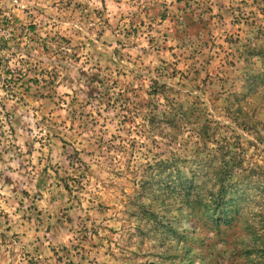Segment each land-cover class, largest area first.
Returning <instances> with one entry per match:
<instances>
[{
    "label": "rangeland",
    "instance_id": "1",
    "mask_svg": "<svg viewBox=\"0 0 264 264\" xmlns=\"http://www.w3.org/2000/svg\"><path fill=\"white\" fill-rule=\"evenodd\" d=\"M0 264H264V0H0Z\"/></svg>",
    "mask_w": 264,
    "mask_h": 264
},
{
    "label": "trees",
    "instance_id": "2",
    "mask_svg": "<svg viewBox=\"0 0 264 264\" xmlns=\"http://www.w3.org/2000/svg\"><path fill=\"white\" fill-rule=\"evenodd\" d=\"M187 190V188L186 189H184V192Z\"/></svg>",
    "mask_w": 264,
    "mask_h": 264
}]
</instances>
